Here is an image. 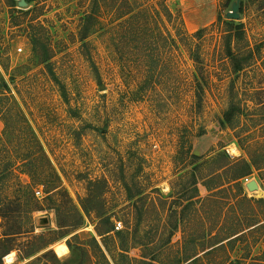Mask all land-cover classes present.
I'll return each mask as SVG.
<instances>
[{
    "label": "rangeland",
    "instance_id": "374dc122",
    "mask_svg": "<svg viewBox=\"0 0 264 264\" xmlns=\"http://www.w3.org/2000/svg\"><path fill=\"white\" fill-rule=\"evenodd\" d=\"M234 1L0 0V238L48 244L3 264H264V0L231 20ZM228 21L242 24L239 73ZM240 160L247 178L217 171ZM89 189L109 221L81 211Z\"/></svg>",
    "mask_w": 264,
    "mask_h": 264
},
{
    "label": "trees",
    "instance_id": "16d2710c",
    "mask_svg": "<svg viewBox=\"0 0 264 264\" xmlns=\"http://www.w3.org/2000/svg\"><path fill=\"white\" fill-rule=\"evenodd\" d=\"M30 1H32V0H25L27 5L29 4ZM17 3H15L14 0H10V2H9L10 6L9 7L14 8L15 5L17 6ZM169 15L172 16L171 13H169ZM226 26L228 27V30H227V34L225 35V39H226L225 40V54L230 59L232 70L235 73H239L240 71H242L243 65L239 63L238 58L232 52V48L230 46V40L231 39H235V40H241L242 39V37H243V31L241 29L242 24L236 23L234 21H228L226 23ZM199 32L200 31H198L196 33L197 36L199 35ZM194 62L198 63L197 60H194ZM196 85H197L196 89L199 91L201 86H199L198 83H196ZM238 111H239V108L235 104H231L229 106V108L223 113L222 118L220 119V127L221 128H226V127L231 128L233 126L235 119H236ZM183 149L184 148H182V151H183ZM220 156L227 159L228 161L230 160V157L224 151H222L220 153ZM190 157L192 159H195V155H193V154H191ZM238 166H240V170L231 177L232 182H237L243 178L249 177L252 173V168L254 167V165L251 164L250 162H248L246 160H240V161H236V162H227L224 166L219 167L217 169V171L222 170L224 168L225 169H232V168H235ZM99 184H100L99 182H93L91 185L96 187ZM236 185H238V184L236 183ZM215 189H217V188H215ZM253 198H254V196H253ZM191 199H193V198H190L187 200V203L183 207L182 210H184L186 208H191L194 206V202L191 201ZM261 199H264V197ZM97 200H98L97 193L95 191H93L92 189H89L87 197L81 203V206H80L81 211L87 216L90 215V213H93L96 215L97 218L106 219L109 221V219L107 218V216L104 212H97L96 209L90 208L91 203L93 201H97ZM69 203H70V207H71V215L76 219L75 223L72 224L71 227L77 228L80 225L79 222H81V220H82V214H81L80 210H78L76 207H74L71 204V202H69ZM32 212H34L33 208L28 211V214L30 217H31ZM262 225L263 224L261 222H257L251 226H248L247 228H243L242 230L234 232L231 236H229L228 238H226L223 241L228 240L227 242H231V241L238 240L241 236L245 235V233L253 231L258 227H262ZM30 232H31L30 228H28V231L24 232V234L28 235V234H30ZM5 233L6 234H3L0 238V264H3L4 258L6 256H8L12 251H17V259L19 261H23L24 259L30 258L33 255V253H35V251L37 249L41 250L42 248H46L48 245V244H44V245L38 246L40 248H37V247L34 248L33 243L30 240V238H27V242L24 244L25 246L23 247V249L20 250L19 248H16L17 247L16 246L17 245L16 244L17 239L15 237L16 234L15 233H9L8 234V232H5ZM96 233L99 236H102V235L107 234L109 232L105 233V232H101L99 229H96ZM223 241L217 242V243H215L214 246L204 249L203 255H205V254L209 253L210 251H212L213 249H215L216 248L215 246L222 243ZM69 248L73 251V248H71L70 246H69ZM211 248H213V249H211ZM59 249H67L64 242H60L57 246L54 247V251H57ZM208 249H211V250H208ZM206 250H208V251H206ZM48 253H51V252H48ZM45 255H48V254L46 253ZM51 255H53V254H51ZM196 256H198V255H195L192 258H189L184 262H180L179 264L192 263L198 259V257H196ZM179 261L180 260L178 259L177 262H179ZM240 263H241L240 260H233V261L229 262V264H240Z\"/></svg>",
    "mask_w": 264,
    "mask_h": 264
},
{
    "label": "water",
    "instance_id": "95a60500",
    "mask_svg": "<svg viewBox=\"0 0 264 264\" xmlns=\"http://www.w3.org/2000/svg\"><path fill=\"white\" fill-rule=\"evenodd\" d=\"M239 3H240V0H235L231 4L230 11H228L226 13L227 18H229L231 20H237L239 18V14H238ZM17 6L19 8H25L27 6V3L25 2V0H19L17 3ZM246 188L248 191L253 192V191L258 190V185L255 181L252 180L246 184ZM40 224L41 225H47L48 219L47 218H41Z\"/></svg>",
    "mask_w": 264,
    "mask_h": 264
},
{
    "label": "built area",
    "instance_id": "2783aa9c",
    "mask_svg": "<svg viewBox=\"0 0 264 264\" xmlns=\"http://www.w3.org/2000/svg\"><path fill=\"white\" fill-rule=\"evenodd\" d=\"M19 51H20V50H19ZM35 195H36V196L40 195V192H39V191H36V192H35ZM120 228H121V223H117L116 226L114 227V229H115L116 231H118Z\"/></svg>",
    "mask_w": 264,
    "mask_h": 264
},
{
    "label": "bare ground",
    "instance_id": "6f19581e",
    "mask_svg": "<svg viewBox=\"0 0 264 264\" xmlns=\"http://www.w3.org/2000/svg\"><path fill=\"white\" fill-rule=\"evenodd\" d=\"M233 152H235V150H233ZM233 152H232V153H233ZM9 257H10V255L6 256L5 259L8 260Z\"/></svg>",
    "mask_w": 264,
    "mask_h": 264
}]
</instances>
